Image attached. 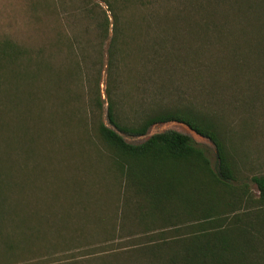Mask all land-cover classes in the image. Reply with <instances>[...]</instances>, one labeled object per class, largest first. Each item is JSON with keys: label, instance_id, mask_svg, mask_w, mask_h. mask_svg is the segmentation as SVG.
Wrapping results in <instances>:
<instances>
[{"label": "rangeland", "instance_id": "rangeland-1", "mask_svg": "<svg viewBox=\"0 0 264 264\" xmlns=\"http://www.w3.org/2000/svg\"><path fill=\"white\" fill-rule=\"evenodd\" d=\"M233 1H221L219 14L211 17L201 0H0V129L21 120L32 132L34 127L43 132L39 140L45 150L54 148V170L65 181L63 186L82 181L86 199L88 193L91 198L89 211L82 216L69 209L73 200L64 199L56 215L43 218V237L50 234L40 240L38 250L48 256L20 264H148L136 252L149 235L168 238L176 227L190 224L177 211L168 216L173 224L141 219L148 209L144 201L148 193L140 186L130 183L122 198L116 188V196L107 194L118 180L114 163L121 159L100 141L96 126L101 119L109 125L110 97L118 120L128 127L166 111H187L219 125L236 176L224 198L233 205L220 203L228 211L224 219L234 226L232 236L243 233L250 239L252 264H264V205L253 181L264 176V51L248 44L242 47L246 51H232V44L216 33L212 19L228 33L227 26L235 31L242 28L244 18L235 14ZM253 16L244 22L256 21ZM115 36L114 68L110 69L109 50ZM260 41L258 37L250 43ZM7 51L10 60L3 58ZM19 74L24 80H12ZM98 94L101 109L95 106ZM9 130L5 132L10 134ZM171 131L190 137L216 167L213 142L176 121L154 124L144 135H120L127 143L140 145ZM82 149L86 158L79 156ZM109 169L114 176L106 172ZM101 178L107 181L100 188L96 182ZM10 182L16 186L14 176ZM197 185L208 189V184ZM121 187L124 192L125 182ZM72 193L71 189L66 195ZM215 193V200L222 198V192ZM24 212L40 214L29 207ZM3 221L8 222L1 224L9 234L18 220L12 215L10 221ZM54 222H59L57 241L49 228ZM9 260L0 257V264Z\"/></svg>", "mask_w": 264, "mask_h": 264}, {"label": "trees", "instance_id": "trees-1", "mask_svg": "<svg viewBox=\"0 0 264 264\" xmlns=\"http://www.w3.org/2000/svg\"><path fill=\"white\" fill-rule=\"evenodd\" d=\"M221 1L223 0H201V6L207 16L213 17L217 14V7ZM233 5L238 9L235 14H238V17L241 14V17L244 18L242 19L243 23L240 21L243 25L242 28L235 31V28L227 26L230 34L212 19L211 23L217 29L216 33L227 43L232 44L230 47L232 51H246L242 49L246 44L253 46L257 49L256 51H264V0H234ZM109 7L113 16L117 18L111 2H109ZM255 12L257 14L253 16ZM251 15L256 21L244 22V20L252 18ZM179 18L180 20L184 19L181 16ZM105 19L107 36H109L110 21L107 14ZM258 37L261 38V41L252 45L251 43H254ZM111 43L110 69L114 68L112 51L115 47L116 36L113 37ZM7 46L12 47L10 43H7ZM2 54L3 58L6 56L10 60L9 51ZM263 72L261 74L264 76ZM15 78L24 80L21 74L12 75V80ZM19 100L22 102V99ZM95 106L100 109L103 107L100 94L95 98ZM71 119L73 121L75 116ZM108 120L109 125L102 119L98 122L97 135L100 141L110 147L121 160L119 164L114 163L115 169L118 170V180H115L113 190L109 189L107 194L114 196L116 188V195L122 198L130 183L137 187L140 186L143 191L148 193L144 197L148 209L142 212L141 219L173 224L171 220L173 217L168 216L177 211L182 212L187 217L186 221L190 222L189 225L176 227L172 233H169L170 237L168 238H164L163 235L155 236V238L149 235L148 240L141 243V248L136 254L144 258L145 263L148 264H252L250 252L254 246L251 245L250 239L246 238V234H237L236 232L237 237L230 234L235 232L230 230L234 226L226 223L224 216L228 215V211L220 205L225 196L231 193L230 190L234 187L236 176L233 159L219 134V125L203 120L187 111H166L149 117L139 126L128 127L118 120L112 97H110ZM172 121L189 125L198 134L213 142L217 149L218 163L216 167L213 166L206 152L197 147L190 137L182 133L171 131L158 134L140 145L129 144L120 135V133L144 135L154 124ZM6 128H10V134L5 132ZM36 129L34 127L32 132L25 121L21 120H18L17 124H7L0 129V134L3 137L0 141L4 139L3 144L0 145V248L3 250L0 257L10 259L8 263L2 264H20L21 261L32 263L48 256L41 255L42 252L38 250V245L41 244L40 240L42 238L45 240L46 235L50 234L44 233L45 237H43L42 219L48 220L49 213L56 215L58 212L55 211L64 199V202H68V199L74 201L72 202L73 206L71 204L69 209H75L77 215L82 216L84 211L85 214L89 211L91 198L89 193L87 196L89 199L87 200L85 197L84 183L74 181V184L68 188L63 186L65 181H62L58 172L54 170L56 159L54 148L44 149L39 140L40 135L43 136L44 133L36 132ZM14 132L15 134H13ZM68 147L69 145L66 146V148ZM14 149H17L15 157L12 154ZM81 154L83 155L79 156L86 158L85 150L82 149ZM106 172L112 174L113 171L109 169ZM101 174L104 172L101 171ZM112 175L114 176V174ZM13 176L15 187H12L10 182ZM123 176L125 177L123 178ZM104 179L101 178L96 182L100 188V184L107 181ZM253 181L260 192L258 201L261 203L260 205H264V176L254 177ZM20 182L24 185V189L21 188ZM123 182L126 184L124 192L121 187ZM197 184H208V189ZM108 186L107 183L106 187ZM71 189L73 193L66 195ZM216 190L222 192V198L218 200H215ZM151 193L152 196L149 195ZM13 196L14 198L11 199ZM224 202L229 207L233 205L229 200ZM25 207H29L30 210L38 209L40 214L28 216V213L24 212ZM80 207L83 208L82 211H79ZM199 209L201 210L199 211ZM12 215L18 221L17 225L10 229L11 233L8 234L5 232L6 230H3L1 223H8L3 219L10 221ZM167 217L169 219H163ZM194 221L195 223H191ZM57 224L59 222H54L49 227L53 239L56 241L60 240L56 233ZM60 234L62 236L61 231ZM136 264H141V262Z\"/></svg>", "mask_w": 264, "mask_h": 264}, {"label": "water", "instance_id": "water-1", "mask_svg": "<svg viewBox=\"0 0 264 264\" xmlns=\"http://www.w3.org/2000/svg\"><path fill=\"white\" fill-rule=\"evenodd\" d=\"M177 123H180V124L186 125L190 131H192V132H196V131L193 130L189 125H187V124H185V123H182V122H177Z\"/></svg>", "mask_w": 264, "mask_h": 264}]
</instances>
